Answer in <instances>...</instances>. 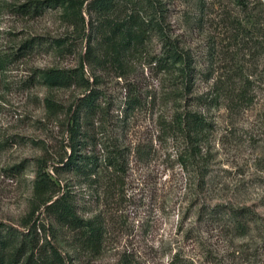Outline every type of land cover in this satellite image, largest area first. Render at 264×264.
Returning a JSON list of instances; mask_svg holds the SVG:
<instances>
[{"label":"rangeland","instance_id":"1","mask_svg":"<svg viewBox=\"0 0 264 264\" xmlns=\"http://www.w3.org/2000/svg\"><path fill=\"white\" fill-rule=\"evenodd\" d=\"M25 1L0 0V240L14 238L0 264H169L173 255L180 264H264V0H157L165 33L195 72L189 91L179 64L163 72L155 62L158 37L128 56L125 72L109 58L89 63L86 43L100 50L88 40L87 0L83 29L60 7L35 16L11 8ZM32 37L36 44L21 48ZM46 69L75 79L50 85ZM209 72L230 88L213 106L196 99ZM128 88L137 101L126 112ZM92 89L96 110L81 114L72 134L71 112ZM190 112L209 126L190 130ZM72 147L93 156L94 173L65 168ZM112 151L124 153L122 170L103 165ZM62 190L77 216L101 223L96 252L45 210ZM214 204L248 207L247 231L204 216Z\"/></svg>","mask_w":264,"mask_h":264},{"label":"trees","instance_id":"2","mask_svg":"<svg viewBox=\"0 0 264 264\" xmlns=\"http://www.w3.org/2000/svg\"><path fill=\"white\" fill-rule=\"evenodd\" d=\"M246 1L235 0L242 7ZM81 4L82 0H27L21 4H14L11 8H14L19 14L35 16L40 15L45 8L60 7L64 14V20L74 25L79 24L83 29L84 20L81 16ZM162 7L157 0H87L84 10L88 17L87 26L90 30L88 40L90 39L91 43L95 45L94 47L100 50L98 56L94 52L95 50H92L89 46L88 41L85 51L87 61L101 65L109 58L112 64L120 71L125 72L128 68L126 63L128 56L141 50L151 36H156L161 40L164 50L161 56H154L155 62L163 72L172 71L173 66L179 64L177 71L180 78L183 79V89L189 91L186 82L191 81L190 77H193L195 72L192 71L190 66L189 56L178 49L176 41L165 33ZM34 40L33 37L25 40L21 43V48L31 49L36 44ZM71 72L69 69H46L43 71V76L50 85L65 86L75 79V75ZM205 80L210 81L209 88L204 94L196 96L200 104L213 106L221 94L229 95L230 88L228 89L227 85L220 79H214L212 72L205 76ZM127 95L128 98L125 101L126 112L132 109L137 101L134 90L128 88ZM96 98L97 95L93 89L78 98L75 104L76 108L70 116L72 124L69 129L72 134L76 131L81 114L87 117L95 112ZM184 121H186L185 125L190 130L197 133L209 126V122L201 112L185 113ZM74 150V147H72L71 152L66 157L65 168L78 175L89 176L94 173L97 161L93 156L76 155ZM122 159H124L123 152L112 151L110 156H106L102 160L105 167L122 170ZM55 172H57L56 168H54ZM41 182L38 176L34 189L38 194L43 193ZM69 193L67 190L58 192L57 196L44 206L45 210L54 212L55 222L66 226L75 231L76 235H79L76 242L78 247L96 252L101 243V223L96 219V216L87 218L77 216L73 201L68 196ZM207 210H202L204 216L208 219L215 217L216 220L221 221L222 225H226L227 220L231 223L230 229L236 235H243L247 231V223L252 221L254 217V214L246 206L236 208L231 205L214 204ZM13 239L10 235L0 240V260L2 252L11 245ZM19 243L22 244V241ZM21 249L22 246H17L16 251ZM56 255L54 252V256ZM178 261L177 255H173L169 264H180Z\"/></svg>","mask_w":264,"mask_h":264}]
</instances>
